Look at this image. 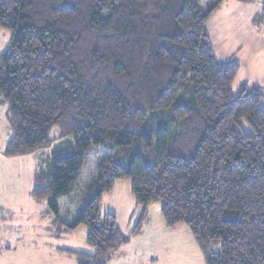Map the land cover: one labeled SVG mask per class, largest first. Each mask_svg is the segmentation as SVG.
<instances>
[{"label": "trees", "instance_id": "16d2710c", "mask_svg": "<svg viewBox=\"0 0 264 264\" xmlns=\"http://www.w3.org/2000/svg\"><path fill=\"white\" fill-rule=\"evenodd\" d=\"M225 1L0 0L12 32L0 54L5 154L68 140L32 195L49 199L58 231L88 226L95 253L64 249L79 264H109L155 201L168 227L189 226L206 264H264V87L234 91L240 65L212 45L207 23ZM252 22L264 23V8ZM126 178L143 206L130 234L102 212ZM63 197L77 206L68 218Z\"/></svg>", "mask_w": 264, "mask_h": 264}, {"label": "rangeland", "instance_id": "374dc122", "mask_svg": "<svg viewBox=\"0 0 264 264\" xmlns=\"http://www.w3.org/2000/svg\"><path fill=\"white\" fill-rule=\"evenodd\" d=\"M253 1L246 6L247 12L240 13H236L230 3L213 13L207 23V32L218 56L240 65L234 91L245 82L249 87H264V23L254 25L248 21L252 12L254 17V11L262 13L264 0ZM11 38L12 32L0 27V54L8 50ZM0 99H3L1 94ZM8 107L6 101L0 100V264H79L77 257L64 249L95 253V248L87 241L88 226L81 224L75 230L58 231L49 199L37 200L32 195L36 173L48 169L52 152L67 146L68 140L57 139L48 148L7 156L6 145L13 135L7 119ZM58 132L59 127H55L52 134ZM104 155L105 152L90 156L82 174L83 183L88 181ZM59 204L62 216L66 218L77 207L69 197L61 198ZM161 207V201L148 206L141 232L132 236L109 264H206L189 226L180 223L168 227ZM142 211L143 206L134 197L130 179H118L113 190L104 195L102 212L115 213L126 234L133 231Z\"/></svg>", "mask_w": 264, "mask_h": 264}, {"label": "crops", "instance_id": "0c3cea01", "mask_svg": "<svg viewBox=\"0 0 264 264\" xmlns=\"http://www.w3.org/2000/svg\"><path fill=\"white\" fill-rule=\"evenodd\" d=\"M253 2H254L253 0H226L216 11L225 9V8H223L224 6H228L230 3H232L233 9L235 10L236 13L247 12L249 9L246 6L249 5V4H252ZM258 12L254 11V13H256V15L258 14ZM252 13L249 14V17H248L249 20L248 21H250L252 24H254L252 22L254 14H252Z\"/></svg>", "mask_w": 264, "mask_h": 264}]
</instances>
